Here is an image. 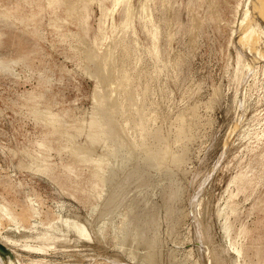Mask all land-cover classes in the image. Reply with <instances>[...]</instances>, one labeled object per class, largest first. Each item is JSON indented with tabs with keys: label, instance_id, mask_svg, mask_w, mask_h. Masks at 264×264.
I'll use <instances>...</instances> for the list:
<instances>
[{
	"label": "rangeland",
	"instance_id": "374dc122",
	"mask_svg": "<svg viewBox=\"0 0 264 264\" xmlns=\"http://www.w3.org/2000/svg\"><path fill=\"white\" fill-rule=\"evenodd\" d=\"M31 1L29 5L25 0H0V64L5 66L0 70V205L13 217L3 220L0 232L6 234L8 228L19 241L14 247L17 264H220L217 258L222 264H264V4L148 0L145 8V0H122L111 11L112 0H87L86 44L81 42L85 39L80 26L64 24L72 33L49 26L52 14L45 12L47 0ZM82 1L86 0H75V8ZM68 3L63 11L71 7ZM7 6H15L16 16L34 11L35 25L27 28L23 20L19 19L22 24L10 19L3 9ZM128 19L132 25L123 27ZM154 27L157 38L151 37ZM102 28L110 33L104 40ZM246 28L248 42L238 40ZM104 53L107 77L96 71L99 64L94 65ZM94 69L97 77L92 75ZM122 72L131 76L122 84H131L124 90L114 80ZM94 93L102 96L103 109L95 105ZM127 94L136 96L132 101H141H133L126 113L122 103ZM34 100L39 101V115L58 112L66 123L86 126L95 106L110 114L112 127L103 135L106 140L88 145L86 127L84 135L79 133L72 142L95 163L112 164L99 192L86 193L91 175L87 169L78 170V175L67 171L65 166L76 154L73 149L61 150L64 142L48 154L37 145L41 137L50 136L52 127L40 122L42 116L36 114L38 122L30 114ZM139 110L146 117L142 119ZM138 120L143 123L141 130ZM107 136L114 141L110 147ZM32 156L47 169L38 172L27 167ZM122 191L129 200L118 197ZM149 217L152 225L146 229ZM62 219L84 225L89 239L69 232L45 252L20 245L35 244L30 235ZM225 221L230 223L228 233H223ZM98 224L106 228L104 234ZM29 225L34 229L29 230ZM237 248L240 253L234 251Z\"/></svg>",
	"mask_w": 264,
	"mask_h": 264
},
{
	"label": "bare ground",
	"instance_id": "6f19581e",
	"mask_svg": "<svg viewBox=\"0 0 264 264\" xmlns=\"http://www.w3.org/2000/svg\"><path fill=\"white\" fill-rule=\"evenodd\" d=\"M10 1V0H9ZM26 2H28L29 3V5H30V3L32 2L31 0H25ZM48 1V3H47V5H46V13L48 14V13H50V14H52V18H51V22H50V19H49V22H50V25L49 26H51V27H55L54 29L56 30V28H57V30H59V29H62V30H66V32L68 31V32H70V33H72L71 31V29H68V28H66V29H64V24H66L67 26L68 25H73L74 27H79L80 28V35H81V37H83L85 40L84 41H81V39H80V41L81 42H85L86 44H88V41H87V38L84 36V34H83V22H84V20H85V16H86V13H85V6H86V3H87V0L86 1H82L81 3H76L77 4V8H75V4H74V1L75 0H47ZM69 1V3L68 4H71L70 6H68V7H70L69 9L67 8V10L64 8V11H63V7H64V5L67 3ZM93 1V0H92ZM100 2H102V0H99ZM105 1H108V0H105ZM144 1V0H143ZM148 0H145L144 1V3L145 2H147ZM257 1V0H256ZM260 1H262L263 2V0H258V5L259 4H264V2L263 3H260ZM78 2V1H77ZM80 2V1H79ZM122 2V0H112L111 1V3H110V6H109V9L111 10V11H116V9H117V7L120 5V3ZM129 2V1H128ZM1 3V2H0ZM143 3V2H142ZM143 3V4H144ZM2 4V3H1ZM146 4V3H145ZM20 6V4H18V3H16V6ZM250 5V4H249ZM45 6V5H44ZM128 6H129V4H128ZM141 6H142V4H141ZM15 6H11V8L10 7H6V8H3L4 10H5V12L6 13H8V14H10V16H9V18L10 19H17L18 21H21V20H23L24 21V25H22L23 24V22H22V26H26L27 28L29 27V28H31V27H33V25H35V23H36V18H35V16H36V13H34V11H32L31 9L28 11V13L26 14V15H23V16H16L14 13H13V11H17V9H15L14 8ZM65 7H67L66 5H65ZM143 7V6H142ZM142 7H141V9H142ZM145 8H147V4L144 6ZM263 7H264V5H263ZM131 7H129V8H127V10L125 11V12H127L128 11V9L130 10V11H128L127 12V14H126V16L128 15V13L129 12H131V9H130ZM1 9V8H0ZM22 9V8H21ZM145 10H147V9H145ZM239 11V10H238ZM78 12V13H77ZM112 13V12H111ZM144 13H146V12H144ZM241 13V12H240ZM262 13V12H261ZM77 14V15H76ZM142 14V13H141ZM5 15V14H4ZM76 15V17H75V20L73 21V16H75ZM4 17H6V16H4ZM4 17H3V19H4ZM8 17V16H7ZM6 17V18H7ZM261 17V16H260ZM127 18V17H126ZM19 19H21V20H19ZM1 21V20H0ZM5 21H6V19H5ZM15 21V20H14ZM15 22H17V21H15ZM6 23V22H5ZM13 23V22H12ZM130 24L132 25V22L131 21H129V19L128 20H126V21H124V24H123V27H128V26H130ZM18 25H19V23H18ZM28 25H30V26H28ZM113 26H114V24H113ZM2 27V26H1ZM8 27V26H7ZM7 27H4L5 29L7 28ZM41 27V26H40ZM48 27V26H47ZM237 27V26H236ZM9 28V27H8ZM59 28V29H58ZM244 28V27H243ZM24 29H26V28H24ZM78 29V28H77ZM105 28H102L101 30H100V35L102 36V39L104 40V39H106L107 37H109V35H110V33H107V32H103L102 30H104ZM257 29V28H256ZM1 30V29H0ZM29 30H31L32 32H34L33 31V28L32 29H29ZM39 30V29H38ZM37 30V31H38ZM235 30V29H234ZM262 30V29H261ZM41 31V30H40ZM40 31H38L39 32V35H42V33L40 34ZM244 31V33L241 35V37L239 36L238 37V40H243V39H245L244 37H248L249 35H250V31L248 32V34H247V31H248V29L246 28V31L245 30H243ZM259 31V30H258ZM264 31V30H263ZM262 31V32H263ZM20 32V31H19ZM35 32H36V29H35ZM37 32V33H38ZM58 32V31H57ZM67 32V33H68ZM257 32V31H256ZM75 33V32H74ZM237 33V32H236ZM241 33V32H240ZM264 33V32H263ZM63 34V33H62ZM76 34V33H75ZM233 34V33H232ZM260 34V33H259ZM4 35V34H3ZM36 35V34H35ZM61 35V34H60ZM65 35H66V33H65ZM72 34H69V36H71ZM74 35V34H73ZM72 35V36H73ZM158 29H157V27H154V29L151 31V37H155V38H157L158 37ZM260 35H262V34H260ZM2 36V35H1ZM67 36H68V34H67ZM71 36V37H72ZM76 36V35H75ZM77 36H78V34H77ZM253 36V35H252ZM264 36V35H263ZM35 37V36H34ZM43 37V36H42ZM41 38V37H40ZM55 38V37H54ZM74 38H76V37H74ZM74 38H73V40H74ZM254 38V37H253ZM252 38V39H253ZM25 39V38H24ZM75 40H77V38L75 39ZM40 41V40H39ZM244 41V40H243ZM248 42V39H245V42ZM23 42V41H22ZM93 42V41H92ZM251 42V41H250ZM34 43V42H33ZM33 43H32V45H33ZM80 43V42H79ZM238 43H242V41H240V42H238ZM252 43V42H251ZM123 44H124V42H123ZM237 44V43H236ZM250 44V43H249ZM256 44V43H255ZM29 45V44H28ZM80 45V44H79ZM85 44H83V46H84ZM126 45V44H125ZM243 45H244V42H243ZM36 46V45H35ZM35 46H33L34 48L33 49H35ZM87 46V45H86ZM37 47H39V46H37ZM81 47V46H80ZM121 47V49H122V45L120 46ZM126 47V46H125ZM245 47V46H244ZM25 48H27V47H25ZM24 48V49H25ZM84 48V47H83ZM83 48H80V49H82V51H84L83 50ZM90 48V47H89ZM246 48V47H245ZM4 49V48H3ZM28 49V48H27ZM75 49V48H74ZM123 49H124V46H123ZM122 49V50H123ZM242 49V48H241ZM79 50V49H78ZM86 50L87 49H85V52H86ZM89 50V49H88ZM119 50H120V48H119ZM121 50V51H122ZM248 51H250L249 49H247ZM2 51V50H1ZM33 51V50H32ZM81 51V52H82ZM121 51H120V54L119 55H121ZM30 52V51H29ZM80 52V51H79ZM84 52V54L86 55H88L89 56V53H85ZM89 52V51H88ZM245 52V51H244ZM257 52H258V50H257ZM31 53V52H30ZM78 53V52H77ZM32 54V53H31ZM79 54H81V53H79ZM83 54V53H82ZM83 54V55H84ZM123 54H125V53H123ZM261 54V53H260ZM22 55H24V54H21V56ZM83 55H79V56H81L80 58L82 59V57L83 58H85V56H83ZM19 56V55H18ZM18 56H15V57H17L18 58ZM20 56V57H21ZM25 56V55H24ZM88 56H86V58L88 59ZM93 56H97V54H96V52H95V54L93 55ZM107 53H104V59H103V57L101 58V60H100V58H99V60L98 61H96L95 63H94V61H93V59H91V58H93L92 56H91V58L89 59V63H90V60H92L91 62H92V66H94V65H100L101 66V70L100 69H98L99 67H97L96 69V71L97 72H100V74L99 75H101V73H102V75H103V72H104V76L105 77H107L106 75H108L107 74V72H108V70L109 69H107V66H108V58H107ZM14 57V58H15ZM121 58H122V56H120ZM124 57V56H123ZM13 58V59H14ZM22 58V57H21ZM79 57H77V59H78V61H79V59H80ZM113 58V57H112ZM120 58V59H121ZM11 59V58H10ZM76 59V60H77ZM264 59V58H263ZM12 60V59H11ZM83 60V59H82ZM86 61V60H85ZM117 61H120L119 59L117 60ZM117 61H116V63H117ZM121 61H122V59H121ZM120 61V63H118L119 65L120 64H122V62ZM80 62V64H81V60L79 61ZM84 62V61H83ZM93 63H94V65H93ZM123 63H124V61H123ZM238 63V62H237ZM87 64H88V61H87ZM264 64V63H263ZM91 65H89V66H91ZM80 66V65H79ZM82 66V65H81ZM84 66V65H83ZM86 66V65H85ZM84 66V67H85ZM95 66V67H96ZM121 66V65H120ZM122 66H123V64H122ZM86 68V67H85ZM93 69V68H92ZM107 69V70H106ZM0 70H5V66L4 65H1L0 64ZM104 70H106V71H104ZM116 70H118L117 71V73L119 72V69L117 68ZM121 70V69H120ZM122 70H123V68H122ZM94 72H95V69L93 70ZM124 71V70H123ZM139 71V70H138ZM138 71H136L134 74H136V75H138ZM238 71H239V69H238ZM2 72V71H1ZM93 72V73H94ZM97 72H95L94 74H92V75H96L95 77H97L98 76V73ZM106 72V73H105ZM140 72V71H139ZM120 74H121V71L119 72ZM123 73V72H122ZM125 73H126V71H125ZM128 73V72H127ZM238 74H239V72H237ZM106 74V75H105ZM124 74V73H123ZM120 75V76H118V74H116L115 76H117V78H115V76H114V80H116L117 79V81L118 82H116V84L118 85V87L120 88V87H122L121 89L122 90H124L123 88H125V89H127V87L126 86H131V84L129 83L128 85H126V86H122V84H124V82H125V80H127L129 77H128V74H124V75ZM134 74H133V77H134ZM125 75H127V77L125 76ZM135 75V78L137 77ZM40 77H41V75H39ZM130 76V75H129ZM93 77V76H92ZM239 77V76H238ZM100 79H101V77H99ZM127 78V79H126ZM135 78H133L134 80H135ZM98 78H96V80H97ZM129 79H131V76H130V78ZM128 79V80H129ZM132 79V80H133ZM109 80V81H108ZM107 80V82H109L110 83V79H108ZM113 80V81H114ZM127 80V81H128ZM132 80L130 81L131 83H132ZM136 81V80H135ZM127 83V82H126ZM97 84H99L98 82H97ZM111 84V83H110ZM115 84V83H114ZM116 84L114 85L115 86V88H117L116 87ZM134 85H135V82L133 83ZM113 85V84H112ZM125 85V84H124ZM95 86H97V85H95ZM134 86L132 85V88H133ZM139 87V86H138ZM137 87V88H138ZM143 87V86H142ZM141 87V88H142ZM135 88V87H134ZM133 88V89H134ZM145 88V87H144ZM95 89V88H94ZM131 89V88H130ZM143 89V88H142ZM141 89V90H142ZM119 90V89H118ZM117 89H116V91H118ZM121 90V91H122ZM132 90V89H131ZM145 90V89H144ZM134 91V90H133ZM95 92V91H94ZM101 92V91H100ZM118 92H120V91H118ZM136 92V91H135ZM139 92H141V91H139ZM142 92H143V90H142ZM38 93V92H37ZM44 92H42V94H43ZM97 93L99 94V92L97 91ZM103 93V92H102ZM101 93V94H102ZM105 93V92H104ZM103 93V94H104ZM95 94L96 93H94V96H95ZM107 94H108V92H107ZM106 93H105V95H107ZM128 94H129V92H128ZM128 94H127V98H126V101H124L123 103H122V106H123V109H124V111L127 113V110H128V108H130V105L133 107V101H134V99L136 98V96L135 97H133L135 94L133 93V96H128ZM137 94V93H136ZM30 95V94H29ZM32 95V94H31ZM44 95V94H43ZM97 95V94H96ZM110 95V94H109ZM132 95V94H131ZM142 95V94H141ZM93 96V95H92ZM45 97V96H44ZM139 98H140V96H138ZM53 98V97H52ZM91 98H94V97H91ZM95 98L97 99L96 100V103H95V105L98 107H100V105L102 104V102L103 101H101V99L103 100V98H102V96H101V99H100V96H99V98H98V96H95ZM94 98V99H95ZM132 98H134L133 99V101H132ZM138 98V99H139ZM140 100V99H139ZM139 100H136V101H134V102H136V103H138L137 101H139ZM52 101V100H51ZM93 101V100H92ZM141 101V100H140ZM140 101H139V103H140ZM39 101H37V100H34V101H32L31 102V104L29 105V111H30V114H32L31 116L33 117V118H35L37 121H38V119H39V117H41L42 116V114H38L37 113V111L38 110H36V109H38L39 108ZM42 103V102H41ZM49 103H51V102H49ZM54 103V102H53ZM52 103V104H53ZM93 103V102H92ZM132 103V104H131ZM136 103H135V105H136ZM138 105V104H137ZM96 106L94 107V109H96V111H93L94 112V114L92 115V117H90V121L89 120H87V122H86V124L88 125H86V126H84V123L83 124H78L77 122V124H73V123H71V122H65V120H62L61 119V114L59 115V113L58 112H55V113H50V114H48L47 113V111H46V108H45V110H43V112L45 111V113H47V114H43L44 116H46V115H48L47 117H45V118H43L44 116H42L40 119H43V120H40V122L42 121V123H45V124H43V125H46V124H49V125H51V127H52V130H51V132H50V136H47V137H45V135H44V137L42 138L41 137V140L37 143V145L41 148V149H43V151H47L46 153L48 154V150H50V149H58V147L59 146H61L62 144H63V148H60L61 150H64V149H68V150H70V149H75V152H73V150H72V154L73 155H75L76 154V159L74 158V160H72V161H70V163H68L65 167H66V169H67V171H70V172H77L78 170H80L81 169V171L83 170V168L84 169H87L86 170V172H88L89 173V175H90V177H89V180H88V186L87 185H85V186H87V189H86V193H92V194H94V193H97V192H99L100 190H101V187H102V185H103V182H104V179H106L107 178V176H106V172L108 171V172H110V169L112 170V168H113V166H112V164L111 165H107L106 163H103V161H98V160H95L96 161V163L94 162V159H92L91 157H90V159H91V161H93L94 163H90L89 162V160L90 159H88V157L85 155V152L82 150V148H77L78 146L77 145H73L72 144V142H74L77 138L75 137V136H79V133H83V135H84V133L85 132H83V131H85L84 129H86V127H87V129H86V137H84V138H86V142L88 143V145H90V144H95L94 142H100V140H106L104 137H103V135H104V133H105V131H106V129L107 130H109V128H111L112 126H111V122H110V119H111V116H110V114L108 115L106 112V114L103 112V111H98L97 110V108H96ZM113 106V105H112ZM139 106V105H138ZM49 108V107H48ZM102 107H100V109H101ZM103 109V108H102ZM109 109V108H108ZM110 110H112V109H110ZM121 110V109H120ZM141 110H142V108H141ZM41 111V110H40ZM60 111V110H59ZM107 111V110H106ZM122 111V110H121ZM103 112V113H102ZM109 112V111H108ZM123 112V111H122ZM141 111L139 110V113H140ZM42 113V112H41ZM36 114L39 116H37L38 117V119L36 118ZM148 114V113H147ZM146 115V112H141L140 114H139V116L143 119L144 117H146L145 116ZM65 116H67V115H65ZM140 117H139V120H140ZM148 117H150V116H148ZM77 119V118H76ZM81 120H82V122H83V119L81 118ZM138 120V130H141L142 129V125H143V123L142 122H140ZM77 121V120H76ZM86 120L84 119V122H85ZM103 121H106L107 123L106 124H103ZM144 121V120H143ZM39 122V121H38ZM78 122H80V121H78ZM82 122H80V123H82ZM140 123V124H139ZM142 123V124H141ZM47 126V125H46ZM45 126V127H46ZM71 127H73L72 129L73 130H71ZM110 131V130H109ZM68 134V136L70 135V137H65L64 138V136H63V134ZM115 134V133H114ZM42 135V134H41ZM73 135V136H72ZM81 135V134H80ZM263 135V134H262ZM67 136V135H66ZM259 136V135H258ZM257 136V137H258ZM108 138H109V136H107ZM261 138H262V136H260ZM38 138V137H37ZM36 138V139H37ZM70 138V139H69ZM73 138H75V139H73ZM63 139H65V140H63ZM73 141H72V140ZM37 141V140H36ZM65 141H67V142H65ZM34 142V141H33ZM59 142H64V143H62L61 145H59L58 143ZM86 142H85V147H87L86 146ZM106 143H107V146L108 147H110L111 146V144L110 143H113L114 141L112 140V138L110 137L109 139H108V141H105ZM258 142V141H257ZM35 143V142H34ZM66 143V144H65ZM78 143V142H77ZM90 143V144H89ZM259 143H260V140H259ZM227 144V143H226ZM76 146V147H75ZM91 146V145H90ZM32 147H34V146H32ZM37 147V146H36ZM86 150H87V148H86ZM51 151V150H50ZM65 151V150H64ZM58 152V151H57ZM66 152V151H65ZM228 152V151H227ZM71 153L69 154V156L71 155ZM75 153V154H74ZM65 154V153H64ZM88 154V153H87ZM45 155V154H44ZM73 155H71V156H73ZM68 156V157H69ZM82 156V157H81ZM90 156V155H89ZM31 157V156H30ZM29 157V158H30ZM46 157H47V155H46ZM80 159H79V158ZM87 157V158H86ZM49 158V157H48ZM71 158V157H70ZM73 158V157H72ZM71 158V159H72ZM78 158V159H77ZM82 158V159H81ZM84 158V159H83ZM31 159V158H30ZM148 159H149V157H148ZM46 160V159H45ZM145 160V159H144ZM31 162H30V164L27 166V167H29V168H31V169H33V170H36V171H41V172H43L45 169H47L46 167H44L38 160H37V158L35 157V156H32V160H30ZM41 161V160H40ZM142 161H143V158H142ZM43 162V161H42ZM145 162H146V160H145ZM144 162V163H145ZM148 162H149V160H148ZM47 162H44V164H46ZM51 163V162H50ZM49 163V164H50ZM121 163L122 164H124L122 161H121ZM52 164V163H51ZM110 166H112V167H110ZM117 168H119L118 166H117ZM251 171H252V169H251ZM52 172V171H51ZM113 171H111V173H112ZM47 173V172H46ZM82 173V172H81ZM237 173V172H236ZM44 174H45V172H44ZM70 174H72V173H70ZM83 174V173H82ZM47 175V174H46ZM49 175H50V173H49ZM73 175H75V174H73ZM76 175H78V173H76ZM56 176V175H55ZM54 176H52V178H53ZM75 177V176H74ZM55 178V177H54ZM58 178V177H57ZM68 178V177H67ZM143 178V177H142ZM59 180H60V178H59ZM233 181V180H232ZM74 183V182H73ZM125 183V182H124ZM75 185H76V183H74ZM81 184V183H80ZM126 184V183H125ZM140 185V184H142V183H140V181H139V183H136V185ZM69 185H71V184H69ZM138 185V186H139ZM77 186H80L78 183H77ZM84 186V187H85ZM125 186V185H124ZM124 186H122V187H124ZM81 187V186H80ZM79 188V187H78ZM82 188V187H81ZM123 189V188H122ZM119 190V189H118ZM121 190V189H120ZM119 190V191H120ZM125 190V189H124ZM237 190V189H236ZM74 191V190H73ZM66 192V191H65ZM67 193V192H66ZM84 193V192H83ZM85 193V194H86ZM117 193H118V191H117ZM120 193H121V191H120ZM124 193H123V191H122V194L121 195H119L118 194V197L119 196H122ZM126 194V193H125ZM113 195H115V194H113ZM84 196V195H83ZM126 197L127 199H128V195L126 196V195H123V197ZM88 197V196H87ZM117 196L115 195V198H116ZM113 198V197H112ZM122 198V197H121ZM120 198V199H121ZM125 198V199H126ZM135 198V197H134ZM119 199V200H120ZM124 199V198H123ZM123 199L121 200V201H123ZM131 200L133 199V198H130ZM87 200V199H86ZM88 200H89V198H88ZM114 200V199H113ZM117 200V199H116ZM129 200V199H128ZM127 200V201H128ZM110 203H112L111 201L112 200H108ZM133 201H135L134 199H133ZM200 201H201V199H200ZM196 202V201H195ZM109 203V204H110ZM133 203V202H132ZM105 204V203H104ZM130 204H131V202H130ZM201 204V203H200ZM105 205H107V202H106V204ZM105 205H104V207H105ZM111 206V205H110ZM131 206H132V204H131ZM131 206H130V208H131ZM106 208V207H105ZM105 208L104 209H102V212L105 210ZM230 208V210L231 209H234V207H229ZM32 209V207L30 206V211H32L31 210ZM108 210H109V207L107 208ZM108 210H106L104 213H102L103 215L108 211ZM231 211H233V210H231ZM101 212V211H100ZM11 212H9L8 211V209L5 207V206H3V205H0V225L3 223V220L4 219H6V218H13L12 216H11V214H10ZM14 213V212H13ZM91 213H93V212H91ZM197 213V212H196ZM100 214V213H99ZM102 214H100V215H102ZM140 214V216L142 215V212L141 213H139ZM146 214V213H145ZM195 214V213H194ZM138 215V214H137ZM144 215V214H143ZM139 216V215H138ZM97 217H98V215H97ZM96 218V217H95ZM143 218V217H142ZM147 218V217H146ZM149 219V220H148ZM146 221H148V223H144L146 226V229L147 228H149L150 227V225H152V217H149ZM60 220V219H59ZM63 220V219H62ZM74 220V219H73ZM95 221H96V219H95ZM145 221V220H144ZM93 223H94V221H92ZM98 222V221H97ZM102 223H103V221H101ZM101 222H99V223H101ZM78 223V222H77ZM90 223V222H89ZM92 223V224H93ZM101 223V224H102ZM201 223V222H200ZM92 224H90V225H92ZM205 224V223H204ZM203 224V225H204ZM89 225V226H90ZM93 225H95V223L93 224ZM99 225V224H98ZM97 225V226H98ZM29 226H31V225H29ZM100 226V225H99ZM103 226H105V225H103ZM101 227V226H100ZM34 229V227L33 226H31L30 227V229L29 230H31V229ZM98 228V230H99V227H97ZM198 228V227H197ZM206 228V227H205ZM150 229V228H149ZM208 229V228H207ZM222 229H223V233H228V231L230 230V223L228 222V221H225L223 224H222ZM203 230V229H202ZM5 231L7 232L6 234H2L1 232H0V242L2 243V244H4V246H6L7 247V249H8V251H6V252H4V253H2V252H0V264H17V262H18V260H17V258H16V253H15V251H14V247H15V245L16 244H19V243H17V242H19V241H17L16 242V239H14V238H12V236H10V234L8 233V231H10V229H8V228H5ZM105 231H106V228L105 227H101L100 228V230H99V233L100 234H104L105 233ZM69 232H71V233H73V234H75V236L77 237V238H83L84 240H88L89 238H88V231L86 230V227L84 226V225H82V224H75V223H73V222H69V220L67 221V220H63L62 222H60V223H56L55 225H47L44 229H42V230H39V232L37 231V233H35V235H33V236H31L30 235V237L29 238H33L32 240H35L36 241V243L35 244H29V243H23V244H20L22 247H23V249H26V250H29V251H36V252H45L51 245H53L54 243H55V241L58 239V238H60V237H64V236H67V234L69 233ZM146 232V231H145ZM149 233V232H148ZM95 234H98V233H95ZM100 234H98V235H100ZM150 234V233H149ZM137 235V234H136ZM151 235V234H150ZM150 235H148L149 237H150ZM148 236H147V238H148ZM95 237H97V236H95ZM144 237H146V236H144ZM28 238V239H29ZM66 238V237H65ZM151 238V237H150ZM150 238H148V240H149V242L150 243H153L152 242V240L150 241ZM153 238V237H152ZM145 239V238H144ZM143 239V240H144ZM18 240V239H17ZM94 240V239H93ZM146 241V243L144 242V244H148L147 243V240H145ZM31 243V242H30ZM205 243V242H204ZM236 243V242H235ZM149 246L151 245V244H148ZM210 245V244H209ZM233 246H235L234 245V243H233ZM21 247V248H22ZM236 247V246H235ZM206 248V247H205ZM204 248V249H205ZM207 248H209V247H207ZM210 249V248H209ZM209 249H208V251H209ZM211 251H212V249H210ZM234 251H237L236 253H240V248L238 249H236V250H234ZM205 252V251H204ZM150 253V252H149ZM203 253V252H202ZM146 255H147V253H145ZM144 254V255H145ZM206 254H207V252H206ZM209 254H210V252H209ZM14 256V258L12 257V256ZM211 255H214L213 253L211 254ZM211 255L209 256L210 258H211ZM216 255V254H215ZM215 255H214V257H215ZM219 255V254H218ZM218 255L216 256V257H218ZM239 255V254H238ZM237 256V255H236ZM238 257V256H237ZM240 257V256H239ZM17 260V262H16V260ZM203 259V258H202ZM218 260H214L215 262H218V263H220V264H222L223 263V260H222V258L220 259V258H217ZM213 261V262H214ZM237 261V260H236ZM214 262V263H215ZM20 263V262H19ZM18 263V264H19ZM39 264V263H38ZM217 264V263H216Z\"/></svg>",
	"mask_w": 264,
	"mask_h": 264
},
{
	"label": "water",
	"instance_id": "95a60500",
	"mask_svg": "<svg viewBox=\"0 0 264 264\" xmlns=\"http://www.w3.org/2000/svg\"><path fill=\"white\" fill-rule=\"evenodd\" d=\"M6 251H8L7 247L4 246V244H2V243L0 242V252L4 253V252H6ZM11 256H12V255H11ZM12 257H13V256H12Z\"/></svg>",
	"mask_w": 264,
	"mask_h": 264
}]
</instances>
